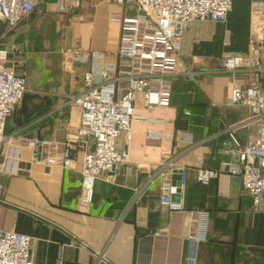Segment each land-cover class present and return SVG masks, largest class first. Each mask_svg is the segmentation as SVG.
Returning a JSON list of instances; mask_svg holds the SVG:
<instances>
[{
	"label": "crops",
	"instance_id": "1",
	"mask_svg": "<svg viewBox=\"0 0 264 264\" xmlns=\"http://www.w3.org/2000/svg\"><path fill=\"white\" fill-rule=\"evenodd\" d=\"M69 5V12L60 14L52 0H40L13 29L0 28L7 66L26 78L25 92L5 122L10 140L0 142V230L29 235L31 264H184L185 234L203 211L207 235L194 264H264V202L255 207L239 177L222 171L234 159L224 128L247 114L246 106L225 102L232 86L250 79L243 71L222 70L220 63L247 48L251 0H231L223 21L185 25L179 61L192 74L172 80L167 106L145 107L135 96L130 139L126 143L119 135L115 144L127 145L128 158L95 180L86 211L76 200L82 155L90 145L75 135L79 109L67 100L82 90L86 65L68 63L61 52L69 46L102 51L112 62L117 18L133 14L134 7L115 0H69ZM259 86L264 93V72ZM147 129L161 133V139H146ZM255 133L253 123L235 130L242 144ZM30 137L49 142L40 148L42 157L55 155L73 137L72 161L67 167L37 163L39 147L34 151L23 144ZM167 157L187 167L182 210L158 202L163 176L154 172ZM197 167L218 173L201 184ZM95 250L106 260H95Z\"/></svg>",
	"mask_w": 264,
	"mask_h": 264
},
{
	"label": "built area",
	"instance_id": "2",
	"mask_svg": "<svg viewBox=\"0 0 264 264\" xmlns=\"http://www.w3.org/2000/svg\"><path fill=\"white\" fill-rule=\"evenodd\" d=\"M40 0H0V22L6 31L13 29L28 16ZM134 7V13L118 17L119 30L114 60L105 59L106 52L81 51L65 47V61L86 65L81 78L83 88L69 97L68 103L79 109V125L75 135L87 143L80 168L79 193L76 204L86 211L92 200L93 185L102 172L128 158L127 145L117 149V137L129 141L134 117L133 100L140 96L145 107L167 106L172 80L180 74H192L179 61L180 37L185 25L194 20L212 22L225 20L231 0H115ZM264 0H259V2ZM251 0V7L264 11V4ZM52 9L64 14L70 10L69 0H52ZM251 10L250 34L247 48L242 53L227 54L220 66L226 72L247 73L246 83L230 88L227 105H243L247 114L241 121L224 128L230 139L234 159L226 161L224 171L240 179L241 189L256 207L264 202V93L259 78L264 72V20L259 32L253 29L257 16ZM8 50L0 48V142L9 141L4 133L7 117L20 102L26 89V78L7 66ZM64 62V61H63ZM121 81L124 85H120ZM256 125V133L246 143H240L235 130L249 124ZM146 139H161L158 131L147 129ZM74 138L68 137L55 155L41 156L40 148L48 141L30 137L23 144L34 151L39 147L37 163L58 164L67 167L72 161ZM3 171L0 165V172ZM163 176L159 183L158 202L168 210H182L179 196L187 182V167L167 157L159 162L154 174ZM218 170L197 167L196 180L204 184L215 177ZM178 177L173 179V175ZM153 175V174H151ZM151 175H148V179ZM2 185L0 184V190ZM194 229L185 234L184 264H194L198 244L206 239V212H199ZM29 235L13 230H0V264H31ZM81 247H87L79 241ZM97 261H105L100 250L92 251Z\"/></svg>",
	"mask_w": 264,
	"mask_h": 264
},
{
	"label": "rangeland",
	"instance_id": "3",
	"mask_svg": "<svg viewBox=\"0 0 264 264\" xmlns=\"http://www.w3.org/2000/svg\"><path fill=\"white\" fill-rule=\"evenodd\" d=\"M259 1V0H258ZM250 10L254 11L255 13H253L252 15H256L257 16V22L256 24L253 26V29L256 30V32L258 33L259 32V29H260V24L261 22L264 20V11H261V10H256L255 7H251L250 6ZM3 23L0 22V28L2 29L3 28ZM62 53V52H61Z\"/></svg>",
	"mask_w": 264,
	"mask_h": 264
},
{
	"label": "water",
	"instance_id": "4",
	"mask_svg": "<svg viewBox=\"0 0 264 264\" xmlns=\"http://www.w3.org/2000/svg\"><path fill=\"white\" fill-rule=\"evenodd\" d=\"M92 148H93V147L91 146V147H90V150H92ZM177 177H178L177 174H174V175H173V179H176Z\"/></svg>",
	"mask_w": 264,
	"mask_h": 264
},
{
	"label": "bare ground",
	"instance_id": "5",
	"mask_svg": "<svg viewBox=\"0 0 264 264\" xmlns=\"http://www.w3.org/2000/svg\"><path fill=\"white\" fill-rule=\"evenodd\" d=\"M257 3H261V4H264V1H262V2H261V1L259 2V1H258ZM252 14H253V13H252Z\"/></svg>",
	"mask_w": 264,
	"mask_h": 264
},
{
	"label": "trees",
	"instance_id": "6",
	"mask_svg": "<svg viewBox=\"0 0 264 264\" xmlns=\"http://www.w3.org/2000/svg\"><path fill=\"white\" fill-rule=\"evenodd\" d=\"M197 181V180H196Z\"/></svg>",
	"mask_w": 264,
	"mask_h": 264
}]
</instances>
